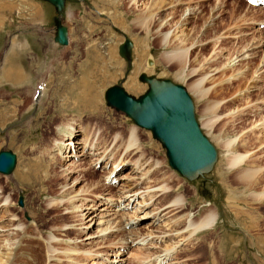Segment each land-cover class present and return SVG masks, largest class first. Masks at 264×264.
<instances>
[{
    "label": "rangeland",
    "instance_id": "rangeland-1",
    "mask_svg": "<svg viewBox=\"0 0 264 264\" xmlns=\"http://www.w3.org/2000/svg\"><path fill=\"white\" fill-rule=\"evenodd\" d=\"M174 1L163 0V8L158 9L153 4L161 0H136V5L133 0H123L124 8L114 10L118 0H66L63 13H56L54 20H60L68 30L69 43L56 45L54 53L52 34L37 35L38 49L29 53L31 60H39V65L28 71L32 85L1 81L4 49L12 41L13 51L17 35L12 32L25 20L20 18L24 12L6 18L0 29V151H11L16 164L9 175L0 173L2 253V248L12 244L15 251L28 246L31 255L45 260V245L50 240L56 259L49 264H158L159 260L163 264H264V256L252 245H262V241H252L247 234L252 222L264 228V15L259 8L250 9L245 0ZM188 9L192 11L185 22L182 19L188 12L182 14ZM169 14L168 24L160 26L159 19ZM148 16L152 20L147 30L141 18L147 21ZM124 23L127 28H122ZM168 32L169 47L162 46L161 36ZM176 37L185 39L186 46L195 43L185 79L176 77L174 61L162 60L164 53L177 47ZM125 40L132 43L129 61L118 54ZM23 50H27L25 45ZM47 53L50 62L44 59ZM231 60L233 66L227 67ZM142 74L185 89L195 119L217 153L210 171L192 180L182 177L170 168L165 149L151 132L107 106L105 92L114 86L135 99L144 95L148 86L139 81ZM197 82L201 83L202 97L189 88ZM82 92L88 102L80 99ZM91 102L98 107H88ZM64 123L78 130L74 138L81 147L88 128L89 137L103 146L101 152L108 154V160L94 166L91 159L95 157L65 162L57 157L51 151L54 142L69 139L68 134L58 132ZM133 129L135 147L128 152L124 143ZM227 143L229 147H225ZM112 154L117 159L115 165ZM237 155L244 157L243 163L229 165ZM38 160L48 170L54 168L55 174L41 173L39 183L23 184L21 175ZM137 160L142 163L140 169L134 164ZM66 167L82 172H62ZM245 170L260 174L254 189L238 181L237 174ZM76 179L79 183L74 184ZM96 184L97 192L90 195ZM71 187L76 193L62 194ZM109 187L112 190H107ZM145 187L147 193L142 192ZM87 189L84 195L79 193ZM107 198L112 203L104 202ZM178 198L182 206L170 208ZM209 213L217 218L214 226L192 233L185 222L187 215L197 223ZM170 233H183L185 241L168 238ZM129 234L160 238L144 242L128 238L126 243ZM170 246L174 249L164 256ZM73 250L88 256L79 260L71 256Z\"/></svg>",
    "mask_w": 264,
    "mask_h": 264
},
{
    "label": "water",
    "instance_id": "water-1",
    "mask_svg": "<svg viewBox=\"0 0 264 264\" xmlns=\"http://www.w3.org/2000/svg\"><path fill=\"white\" fill-rule=\"evenodd\" d=\"M52 5L58 15L65 8L66 0H42ZM68 30L60 20L55 22L53 42L58 46L68 45ZM132 43L125 40L118 47V54L130 60ZM139 81L148 86L140 98L129 96L121 87L114 86L105 92L107 106L124 113L133 123L150 131L165 149L170 168L179 175L192 180L213 167L217 153L214 146L202 133L194 116L191 98L181 86L169 80L156 79L144 74ZM16 164L11 151H0V173L9 175ZM22 206V200H19Z\"/></svg>",
    "mask_w": 264,
    "mask_h": 264
},
{
    "label": "bare ground",
    "instance_id": "bare-ground-1",
    "mask_svg": "<svg viewBox=\"0 0 264 264\" xmlns=\"http://www.w3.org/2000/svg\"><path fill=\"white\" fill-rule=\"evenodd\" d=\"M117 1V0H116ZM122 1L123 0H118V2H117V7H116V3H112L113 4V6H115L116 8L114 9V10H118V9H120V8H124L123 6V4H122ZM162 1L163 0H161V3L160 4H158V2H155V4H153V7L155 6L156 8L158 7V9H162L163 8V6H162ZM181 1H183V0H175L174 1V3H176L177 2V4H179ZM111 2H115V1H111ZM133 2L135 3V5H136V3H138V2H136V0H133ZM160 2V1H159ZM184 2V1H183ZM110 3V2H109ZM124 3V2H123ZM133 3V4H134ZM174 3H172V4H174ZM174 7L175 6H172L171 8H173L174 9ZM111 8V7H110ZM118 8V9H117ZM254 8V7H253ZM253 8H251V6H250V9H253ZM255 9V8H254ZM260 9V11L262 12L261 14H263L264 15V11L261 9V8H259ZM258 9V10H259ZM192 10H190V9H188V10H186L183 14H182V16L183 15H185L186 14V12H188V14H186V16H184V18L182 19L183 21H185V22H188V21H186V20H188L187 18H188V16L191 14L190 12H191ZM170 15H172V14H169L168 16H165L164 17V19L162 18V19H159L160 20V26H165V25H167L168 24V22L170 21V19H168L169 18V16ZM67 16H69V17H71V14H69L68 13V15ZM190 18V17H189ZM124 18L122 17V18H119V21L121 20H123ZM141 19H143L142 20V22L145 24L144 26H148L147 25V23L150 21L151 22V20H152V17H150V16H148V18H146V19H148L147 21L146 20H144V17H142ZM120 21V22H121ZM139 21V20H138ZM121 24V23H120ZM122 25V24H121ZM125 26V27H124ZM122 28H127V25H125V23H124V25L122 26ZM145 28V27H144ZM147 30H148V27H147ZM169 32L168 33H165V34H163L162 36H161V42H162V46H166V47H169V44H170V41H169ZM176 39L179 41V43H178V45H177V47H174V48H172V50H171V52H167V53H164L163 55H162V60L163 61H166V62H168V63H170V62H172V61H174V63H175V65H176V67H177V71H176V73H175V75H176V77H178V78H180V79H185L186 78V74H185V72L187 71V63H188V58H189V54H190V51L192 50V48H193V45L195 44V43H191L190 45H188V46H186L185 45V42H186V40L185 39H181V38H179V37H176ZM198 42V41H197ZM198 44V43H197ZM14 45V44H13ZM65 47V46H64ZM233 61L231 60L229 63H228V66L227 67H231V66H233L231 63H232ZM261 64H264V59L262 60V62H261ZM150 66H152V65H150ZM153 67V66H152ZM225 68V67H224ZM229 70V69H228ZM195 72H193V74H194ZM190 74H192V73H190ZM201 80V79H200ZM224 83V82H223ZM129 84H132V83H129ZM201 83L200 82H197V83H192L190 86H189V88H190V90L192 91V92H194L198 97H202V96H204V93H203V91H202V88H201V85H200ZM219 85V84H218ZM92 86H94V87H96V85H92ZM131 87H136L135 85H130ZM209 88H211V87H209ZM29 91V90H28ZM81 96L82 97H80V99L82 100H84L85 102H88L87 100V98H85L84 97V93L82 92V94H81ZM76 102V101H75ZM85 105H86V103H84ZM85 107V109L86 108H88V107H91V108H96V107H98V104L97 103H92L91 102V104L87 107V106H84ZM211 109V108H210ZM211 111V110H210ZM206 115V114H205ZM211 117V116H210ZM210 123V122H209ZM264 123V122H263ZM209 125V124H208ZM209 126H211V124L209 125ZM207 127V126H206ZM86 129V130H85ZM84 129V137H83V140H84V143H83V145H82V147L81 146H79L80 144H82V143H79L78 141H76L75 140V136L76 135H74V134H76L77 132H78V130H76V128L74 129V125H71V124H62L60 127H59V129H58V132H60L61 134L62 133H65V134H68L69 135V139H67V142H63L64 143V145H63V143H62V141H55L54 142V144H53V148H52V150L51 151H53L54 153H57V157H59L63 162H65V161H69V160H67V159H70V158H74V159H76L75 161H82V160H80V159H82V158H84V157H86V156H88L90 159L91 158H93V157H95V159L93 160V159H91L92 161H94V166H96V163H98L99 161H103L105 158H107V155L108 154H106L105 155V153L104 152H101V147H103V146H99V144L97 143V140H92L90 137H89V135H88V128H85ZM150 132V131H149ZM251 134H252V131H251ZM95 136V135H94ZM264 136V135H263ZM115 138V140L117 139V136H115L114 137ZM94 139V138H93ZM114 141V140H113ZM83 142V141H82ZM135 142H136V133H135V131H134V129L133 130H131L130 131V133H129V135H128V137H127V139H126V141H125V143H124V148L123 149H125V151H131V150H133V149H131V148H133V147H135ZM60 145H62V147L60 146ZM224 145V144H223ZM119 146V145H118ZM229 147V144L227 143V144H225V147ZM119 148V147H118ZM116 150V149H115ZM86 151H87V153H86ZM114 152H116V151H114ZM128 152H126V153H128ZM115 154V153H114ZM114 154H112V155H114ZM141 154V153H140ZM111 155V154H110ZM116 155V154H115ZM114 155V156H115ZM41 156V155H40ZM114 156H112L113 157V160H115L114 161V165H115V163H117V159H116V156L114 157ZM51 157H53V156H51ZM51 157H49V158H51ZM55 158L54 157V160H57L58 161V158ZM39 158V157H38ZM243 159H244V157L242 156V155H237V156H235V157H233V159H231L230 161H229V165H232V166H239V164L240 163H243ZM60 160V161H61ZM85 160V159H84ZM107 160H108V158H107ZM80 163V162H79ZM92 164H93V162H92ZM136 166H138V169H140V167H141V165H142V163L140 164V161L139 160H137V161H135V163H134ZM144 164V163H143ZM245 164V163H244ZM134 165V166H135ZM92 166V165H91ZM27 167V166H26ZM37 167H39V170L38 169H36ZM49 167V166H48ZM72 167H66L62 172H68L67 174H74V173H77V174H79V173H81L79 170H73V169H71ZM77 168V167H76ZM79 168V167H78ZM137 168V167H136ZM54 168H52L51 167V169L50 170H48V168L45 166V165H43V163H42V161H40V160H38L37 162H32V163H30V167H28L26 170H25V172L23 173V175H21V177H20V180H21V182L23 183V184H26L27 182L28 183H30V184H34V182L35 183H39V182H37V181H39V180H37L38 179V177L40 176V174L41 173H44V175L45 176H47L48 175V172H49V174L51 173V174H53L54 173V170H53ZM241 171V170H240ZM112 172V171H111ZM55 174V173H54ZM240 174V175H239ZM239 174H237V178L239 179L238 181H240V182H242V184L243 185H246L245 187H249L250 188V190L251 189H254V187H257V185H258V183H259V179H260V177H259V175H256V172H253V171H251V170H245L244 172H241V173H239ZM42 175V174H41ZM80 175V174H79ZM238 175H239V177H238ZM256 176H258V177H256ZM108 177H109V175H108ZM116 178V177H115ZM45 180V179H44ZM76 181H78L77 179L76 180H74L73 182H74V184L75 183H79V182H76ZM250 181H252V182H250ZM66 183V182H65ZM68 185V184H67ZM66 187V186H65ZM73 187V186H72ZM72 187L70 188V189H68V190H66L65 192H63L62 194H70V195H72L73 193H76L74 190H71L72 189ZM161 187V186H160ZM89 189V188H88ZM88 189H87V191H80L79 193H87L88 192ZM95 189H97L98 190V184H96L92 189H90V195L92 194V191H94ZM158 189H160V188H158ZM157 189V190H158ZM161 189H162V187H161ZM160 189V190H161ZM100 190V189H99ZM107 190H112V188L111 187H109V188H107ZM164 190V189H163ZM96 191V190H95ZM97 192V191H96ZM142 192H146L147 193V190H146V187H145V191H142ZM145 193V194H146ZM155 193V192H154ZM163 193H165V192H163ZM96 194V193H95ZM94 193H93V195H95ZM140 194H143V193H140ZM148 194H149V190H148ZM84 195V194H83ZM88 195V194H87ZM90 195H89V197H90ZM133 195L134 194H132V195H130V193H129V197H133ZM146 196H147V194H146ZM145 195H144V197H146ZM88 197V198H89ZM99 197H101V196H99ZM150 197V196H149ZM152 197V196H151ZM149 199V198H148ZM104 200V199H103ZM181 200L182 199H180V198H178V199H175L173 202H174V204L175 205H172V206H170V208H173V209H176V208H180L182 205L180 204V202H181ZM109 202V203H112L111 201V198H107L106 200H104V202ZM142 202V201H141ZM144 202H142V204H143ZM148 203V202H147ZM5 205V204H4ZM146 205V204H145ZM118 206V205H117ZM128 206V205H127ZM137 208H138V206H137ZM78 209V208H77ZM136 211H137V209H135ZM140 211V210H139ZM254 212V211H253ZM250 214V213H249ZM147 215V214H146ZM115 216V215H114ZM250 215H248V217H249ZM255 216V215H254ZM253 217V216H252ZM131 219V218H130ZM217 219V218H216ZM216 219H215V214H213V213H209L207 216H205L201 221H199V222H197L196 223V221H194L193 222V218H191V216L188 214L187 215V219H186V221L185 222H187L188 221V223H189V225H187L188 227H192V233H194V234H196V233H198V232H201L202 230H204V229H207V228H211V227H213L214 226V224H215V221H216ZM251 219V218H250ZM256 219H257V217H256ZM180 220V219H179ZM131 221V220H130ZM133 221V220H132ZM253 221V220H252ZM251 221V222H252ZM170 224L171 223H174V222H169ZM175 224V223H174ZM172 225V224H171ZM170 225V226H171ZM110 227L111 226H109V227H107L106 229H103V230H101L100 232H105V231H107L108 229H110ZM168 227V226H167ZM188 227H186V228H188ZM252 227L253 228H250L249 230H248V237H250L251 236V240L253 241H258V240H260V241H262V245L261 244H258V245H256L255 246V244L253 243L252 245L254 246V248H256L257 249V252H259L260 253V255L261 256H264V239H263V237L261 238L260 236H264V228L262 229V226L259 224V222H252ZM172 228V227H171ZM253 229H254V233L256 234V235H254V233H253ZM261 230H263V232L261 231ZM246 232H247V228H246ZM134 233H136V232H134ZM189 234H187V235H191V232H188ZM182 234L183 233H170V235H168L167 237L168 238H170V236H174L176 239L177 238H179V237H181L182 236ZM130 235L131 234H129V236L127 237V239L125 240L126 241V243H128V238H129V240H130V242H133V241H137V240H140V241H145V240H147L148 238H150V240H152V239H154V237H156V236H153V235H151V236H149L148 235V237L146 236V237H144V236H132L131 235V237H130ZM186 235V236H187ZM193 235V234H192ZM167 237H162V238H167ZM157 238H160V237H156V239ZM182 238H183V240H184V238H185V236L184 237H181L180 239L182 240ZM47 241H49V242H47L46 243V245L45 246H48V250H46V252L48 253L46 256H48V258H49V260H46V256H45V260H43L42 258L41 259H38V256L37 255H31L29 252H30V248L28 247V246H26V247H24V248H21L20 250H17V251H15V247L14 248H12V245H11V248H8V249H6L5 247L4 248H2L3 249V253L0 251V264H47V262H48V264L49 263H52L51 261L52 260H54V259H56V255H55V253H56V250L54 249V248H52V247H50V245H52V244H54L53 243V241H50V240H47ZM158 241V240H157ZM180 241V240H179ZM178 241V242H179ZM185 241V240H184ZM187 241V240H186ZM126 243L125 244H123V247L122 248H125L126 247ZM138 243H140V242H138ZM142 243V242H141ZM146 243V242H145ZM177 242H174V243H171L173 246L176 244ZM72 245H74V244H72ZM142 246V245H141ZM144 246V245H143ZM173 246H170V247H168V248H166L165 249V255L164 256H167L168 254V252H170V251H172V249H174L173 248ZM121 249V248H120ZM76 252H78L77 250H73L72 251V255L71 256H73V257H75V258H78L79 260H82V258H83V256L85 257V258H87V256H88V253H86V252H84V253H76ZM120 254V253H119ZM86 255V256H85ZM90 257V256H89ZM164 259V258H163ZM126 260V259H125ZM120 261H123V260H120ZM159 262V264H163V263H165V262H163V263H161L162 262V260H159L158 261ZM157 264V263H156Z\"/></svg>",
    "mask_w": 264,
    "mask_h": 264
},
{
    "label": "crops",
    "instance_id": "crops-1",
    "mask_svg": "<svg viewBox=\"0 0 264 264\" xmlns=\"http://www.w3.org/2000/svg\"><path fill=\"white\" fill-rule=\"evenodd\" d=\"M21 12H24L22 16H20ZM14 13L20 18H25V20L22 24L16 25L14 32H12L17 35L15 36L17 42L13 43L16 45L13 51L10 52L12 41L4 49L6 54L1 60V68L3 67L1 69V81L6 85H32L33 79L28 71L32 66H37L39 60L38 57L37 60H31L29 53L33 52L35 48L38 49L37 35L39 33L42 32L46 36L52 34L53 40L56 12L51 5L41 0H0V29L3 27L6 18L12 17ZM21 43L26 46L27 50H23L24 45L22 46ZM53 44L52 50L56 53V44L54 42ZM2 46L0 44V50L3 48ZM49 55L50 53H47L44 57L48 62H50V58H47ZM5 57L6 60H4ZM5 68L6 71H4Z\"/></svg>",
    "mask_w": 264,
    "mask_h": 264
}]
</instances>
